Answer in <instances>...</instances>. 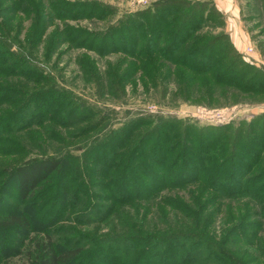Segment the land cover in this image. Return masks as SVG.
<instances>
[{"label": "trees", "instance_id": "16d2710c", "mask_svg": "<svg viewBox=\"0 0 264 264\" xmlns=\"http://www.w3.org/2000/svg\"><path fill=\"white\" fill-rule=\"evenodd\" d=\"M256 1L264 15V0ZM98 4L0 0V130L5 132L0 131V178L5 186L14 183L16 203L12 213L0 214V235L11 236L14 254L25 248L30 264H264V114L233 129H193L157 116V130L144 136L135 132L141 122H127L122 132H108L93 142L92 166L84 164L83 154L64 148L45 153V136L55 138L56 126H64L60 113L65 103L73 101L94 114L102 110L61 93L30 62L29 51L12 50L13 31L25 30L30 47L47 37L51 52L67 43L97 54L128 56V67L124 59L109 65V88L125 81L134 86L140 81L146 90L172 83L182 97L199 96L208 104L264 94V70L245 63L228 34L203 32L212 27L211 17L222 15L211 1L161 0L96 35L66 24L81 16L104 19ZM78 9L87 12L80 15ZM57 22L61 27L47 31ZM83 36L92 37L97 47ZM89 60L86 54L77 60L86 63L79 64L85 77L93 74L105 87ZM47 82L49 90L40 97L25 98L16 89L19 83ZM46 120L55 128H45ZM92 130L89 126L79 133ZM24 132L36 154L17 139ZM257 134L260 140H254ZM117 139L120 143L111 145ZM125 139L135 140V149L127 150ZM108 142L111 146L105 147ZM76 149L84 150V145ZM37 201L38 215L24 212ZM61 204V221L71 222L69 226L45 223L46 214ZM153 207L157 228L148 219ZM4 249L0 244V254Z\"/></svg>", "mask_w": 264, "mask_h": 264}, {"label": "rangeland", "instance_id": "374dc122", "mask_svg": "<svg viewBox=\"0 0 264 264\" xmlns=\"http://www.w3.org/2000/svg\"><path fill=\"white\" fill-rule=\"evenodd\" d=\"M68 2H97L99 12L100 9H104L107 16L102 19H86L81 16L80 19L76 20H66V24L74 28H78L89 33L94 32V34H99L107 30V28L116 22L122 20L130 14L145 10L157 4L161 0H66ZM200 2L206 0H198ZM208 1V0H207ZM213 3L215 8L222 13L220 16H213L210 19L211 28L203 29V32H210L213 34L225 33L230 34V40L234 47L237 49L241 55L242 60L256 68L264 70V15L257 11L261 6L256 0H209ZM77 13H85L86 9H83ZM215 23H224L223 26L215 25ZM58 24L61 27L62 23L52 24L47 31H51L54 26ZM28 22H25V26ZM106 29V30H105ZM94 35V37H95ZM11 36L12 50L18 51L20 53H31L30 62L33 65L37 64L43 70V77L50 79L51 82L56 86V88L61 93H69L79 96L89 102L90 104L96 106L102 110V114H94L89 109L83 106L77 105L75 102L65 103V111L60 113L62 117V127L56 126L55 138H48L45 136L43 144L45 145V153L52 154L57 152V150L72 151L76 156H82L84 159V164L92 166V159L90 156L97 149L94 148L96 139L100 136L118 130L122 132L125 123L139 121V129L137 134L147 135L151 132L157 130V116L165 118L169 121H183L187 125L192 126L193 129H199L203 127H218V126H229L233 129L241 124H248L254 118H257L264 114V94L256 95L253 100L244 99L238 101L232 100H218L214 103L208 104L207 102L201 100L199 96L189 95V98L182 97V94L176 90V86L172 83H168L163 89L158 86L154 88L147 89L143 87L141 82L135 81V86L132 81H125L121 87H117L114 83L109 88L107 82L109 79L107 72L110 67L116 65L118 59H124L127 63H124L125 67L129 66L131 59L128 56H124L122 53H105L97 54L94 51H89L85 48H70L67 43L59 45L52 52L49 49V40L46 44L47 37H43L41 42L36 44L34 47H30V44L24 41L25 30L19 32L13 31ZM82 38V37H81ZM83 38L91 43L92 47H97L96 44H92L93 41L87 36ZM43 40V41H42ZM94 40V39H93ZM81 54H86L87 58L90 59V63L94 66L95 70L98 71L101 76L102 87L100 80L96 79L93 74L84 75L83 68L80 65H85L86 63L78 64L77 61ZM111 65V66H109ZM82 68V69H81ZM93 71V70H92ZM109 73V72H108ZM21 82L20 80H17ZM49 82L43 84H28L19 83L16 87L25 95L34 94L36 97H40L43 92L49 90ZM166 85V84H163ZM107 86V87H106ZM25 96V98L27 97ZM20 98L22 96L20 95ZM68 99H65V101ZM36 101V100H35ZM34 101V103H35ZM64 99L60 98V102ZM32 103V104H34ZM31 105L28 104L27 107ZM43 110H47L46 107H41ZM71 118H67V115ZM2 114H0L1 116ZM30 115V114H28ZM45 114L44 116H46ZM45 118V117H44ZM43 118V119H44ZM41 119V120H43ZM149 121V122H148ZM52 124V125H51ZM45 128L48 127L55 128L53 123H49L46 120L43 123ZM91 126L94 128L90 133L83 135L79 133L82 129ZM43 129V128H42ZM74 129H76L74 131ZM167 129V127L165 128ZM3 133V129L0 130ZM229 131V130H228ZM194 134V131L191 130ZM232 132V131H231ZM26 132L17 134L19 137L17 139L19 142L27 147L31 148L32 145L25 141L28 139L25 135ZM73 133H79L74 135ZM127 137H129L127 135ZM139 137V136H138ZM136 138V135L133 137ZM260 136L257 134L254 140H260ZM120 143L119 139L113 140L112 144ZM128 143V144H127ZM84 145V150L76 149ZM108 142L105 147L111 146ZM135 140L127 141L125 139L124 145L127 146L126 149H135ZM102 146V147H104ZM89 148V149H88ZM89 153L85 156L83 153L85 150ZM94 149V150H93ZM30 151L32 149H29ZM87 151V152H88ZM36 154L35 151H31ZM264 154V151H263ZM111 159V152H109L107 163ZM150 159L148 160V162ZM74 164V163H73ZM79 164V163H78ZM4 178H0V214L13 211L11 208H15V189L14 183L10 182L6 186L3 183ZM183 193V192H181ZM41 202L37 201V204L29 207L30 209H25L24 212L32 214L34 216L38 215L40 212L36 213L35 210L40 207ZM59 204V203H58ZM63 208L64 204L59 205L54 213L51 215L48 213L45 216V223H51L54 227L56 226H69L67 221H61L63 218ZM41 211V210H40ZM59 211V213H58ZM155 214L154 207L152 212L149 214L150 221L155 223L157 228V216ZM54 215L59 217L55 221L53 219ZM54 220V221H53ZM64 220V219H63ZM43 224V223H41ZM40 224V225H41ZM219 220L216 221V230L218 231ZM43 227L47 226L41 225ZM97 226V225H95ZM95 226H89L87 229L94 230ZM39 228L40 226L37 225ZM98 227V226H97ZM79 228V227H78ZM79 228V230H83ZM53 229V227H52ZM106 230L107 228H103ZM36 233H30L29 237ZM218 237V235H215ZM11 236L8 240V236L0 235V244L5 247L2 256L0 257V264H30L25 256V248H21V251L17 254L15 250L12 252L10 248H13L15 243ZM92 246L88 249H91ZM228 248V247H227ZM0 254V255H1ZM84 264V263H82ZM88 264V262L86 263Z\"/></svg>", "mask_w": 264, "mask_h": 264}, {"label": "crops", "instance_id": "0c3cea01", "mask_svg": "<svg viewBox=\"0 0 264 264\" xmlns=\"http://www.w3.org/2000/svg\"><path fill=\"white\" fill-rule=\"evenodd\" d=\"M230 35V34H229Z\"/></svg>", "mask_w": 264, "mask_h": 264}]
</instances>
